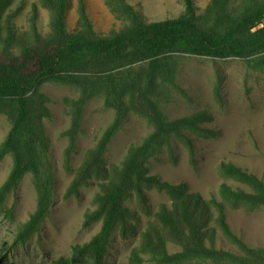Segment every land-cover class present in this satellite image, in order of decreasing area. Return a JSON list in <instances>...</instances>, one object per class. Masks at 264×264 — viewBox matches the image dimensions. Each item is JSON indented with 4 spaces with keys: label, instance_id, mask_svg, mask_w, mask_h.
<instances>
[{
    "label": "trees",
    "instance_id": "1",
    "mask_svg": "<svg viewBox=\"0 0 264 264\" xmlns=\"http://www.w3.org/2000/svg\"><path fill=\"white\" fill-rule=\"evenodd\" d=\"M12 1L0 0V114H6L11 124L0 147V161L7 154L13 156L12 171L1 191L16 189L29 172L38 190L37 209L19 232V240H27L40 228L52 201L55 178L45 119L52 118L53 113L50 97L42 90V85L51 81L78 89V95L70 100V126L63 131L69 140L65 151L68 165L77 149L87 102L103 95L105 105L116 111L67 194H77L96 171L101 155L131 112L147 113L153 125L148 136L132 145L124 161L114 164L101 181L98 205L85 221L90 224L102 218L101 229L90 240L74 244L71 255L62 256L56 264L85 260L105 264L103 259L117 225L133 216L126 205L132 190L151 208L147 185L167 191L173 200L171 205H161L156 213L160 224L145 235L157 264H264V248L248 242L228 219L232 201L255 208L264 205V180L258 174L233 161H223L225 174L246 188L223 182L207 200L201 193L190 191L186 182L163 180L147 167L150 157L174 137L191 145L193 133H216L203 122L210 118L205 111L176 118L164 111L163 93L171 89L185 92L177 82V57L241 58L264 65V24L258 27L264 22V0H210L203 12L195 0H184L180 14L155 20L146 17L131 0H105L120 25L108 33L96 29L83 2L78 26L70 29L69 0H42L51 9V32L45 35L39 30L36 9L24 38L9 11ZM153 232L160 239L168 234L179 249L169 253L164 244H153Z\"/></svg>",
    "mask_w": 264,
    "mask_h": 264
},
{
    "label": "rangeland",
    "instance_id": "2",
    "mask_svg": "<svg viewBox=\"0 0 264 264\" xmlns=\"http://www.w3.org/2000/svg\"><path fill=\"white\" fill-rule=\"evenodd\" d=\"M210 0H195L203 12ZM241 0H233L239 3ZM93 20L96 29L108 33L120 27L105 0H69L67 21L70 29L78 26L80 4ZM151 20L180 14L184 0H131ZM37 9V25L47 35L51 32V9L42 0H13L9 11L22 38L31 29ZM177 82L185 90L171 89L162 94L164 111L170 118L205 111L203 121L215 134L193 133L191 145L174 137L160 152L150 157L147 167L163 180L186 182L189 190L201 193L209 200L221 183H241L228 177L221 163L233 161L255 172L264 180V65H254L241 58L214 59L181 55L177 57ZM42 90L50 97L52 118L45 119L50 139L49 158L54 175L49 213L40 228L27 240H19V232L37 209L38 190L31 172L25 174L19 186L9 192L1 188L13 168V156L0 161V264H56L62 256H70L76 243L90 240L102 226V218L86 224L89 211L97 207L96 194L114 164L122 163L132 145L142 142L153 125L147 113L133 111L115 133L107 150L101 155L98 168L81 186L77 194H67L68 188L105 129L113 122L116 111L105 105L103 95L90 99L84 111L77 149L68 165L65 151L69 144L63 135L71 123L70 100L78 95L74 86L45 82ZM11 124L6 114H0V147ZM242 187L245 185L241 184ZM150 205H144L133 189L126 201L133 216L121 221L107 246L105 264H157L145 235L160 224L156 213L162 204L173 200L165 190L147 185ZM231 226L246 240L264 248V205L252 207L243 201L229 204ZM152 233L153 244H164L169 253L179 249L166 233L162 239ZM154 237V238H153ZM138 251L139 259L136 258ZM78 264H91L85 260Z\"/></svg>",
    "mask_w": 264,
    "mask_h": 264
},
{
    "label": "built area",
    "instance_id": "3",
    "mask_svg": "<svg viewBox=\"0 0 264 264\" xmlns=\"http://www.w3.org/2000/svg\"><path fill=\"white\" fill-rule=\"evenodd\" d=\"M263 24H264V22H263V23H260V24L258 25V27L262 26Z\"/></svg>",
    "mask_w": 264,
    "mask_h": 264
}]
</instances>
